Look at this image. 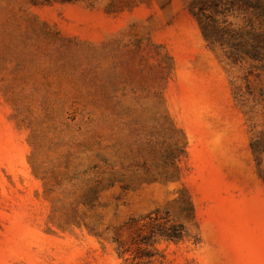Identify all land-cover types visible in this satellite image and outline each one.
<instances>
[{"label": "rangeland", "instance_id": "1", "mask_svg": "<svg viewBox=\"0 0 264 264\" xmlns=\"http://www.w3.org/2000/svg\"><path fill=\"white\" fill-rule=\"evenodd\" d=\"M191 1L0 0V264H132L155 215L164 264H264V68Z\"/></svg>", "mask_w": 264, "mask_h": 264}, {"label": "trees", "instance_id": "2", "mask_svg": "<svg viewBox=\"0 0 264 264\" xmlns=\"http://www.w3.org/2000/svg\"><path fill=\"white\" fill-rule=\"evenodd\" d=\"M237 6L241 11L256 12L260 19L254 21L246 16L242 30L226 22L223 27L217 26L214 16L227 14ZM189 10L208 46L220 44L224 47L223 34H226L230 38L229 47H235L234 50L243 48L246 55L261 62L264 68V0H192ZM255 146L254 143L251 145L253 152L256 151ZM125 230L129 238L124 241L117 236L113 243L118 257L132 264H164L165 256L157 245L162 241L177 244L188 236L183 226L158 215L147 216L140 221L130 220Z\"/></svg>", "mask_w": 264, "mask_h": 264}]
</instances>
